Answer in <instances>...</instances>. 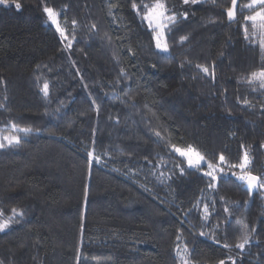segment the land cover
<instances>
[{
  "label": "trees",
  "instance_id": "obj_1",
  "mask_svg": "<svg viewBox=\"0 0 264 264\" xmlns=\"http://www.w3.org/2000/svg\"><path fill=\"white\" fill-rule=\"evenodd\" d=\"M17 2L0 5V134L20 138L0 148V264H264V188L249 203L237 179L247 153L264 181V87L248 82L263 37L244 19L259 6L237 0L229 21L232 0L186 5L164 52L144 19L158 0Z\"/></svg>",
  "mask_w": 264,
  "mask_h": 264
},
{
  "label": "snow or ice",
  "instance_id": "obj_2",
  "mask_svg": "<svg viewBox=\"0 0 264 264\" xmlns=\"http://www.w3.org/2000/svg\"><path fill=\"white\" fill-rule=\"evenodd\" d=\"M183 2L185 4H196L198 2V0H183ZM13 3L15 4L16 9H20L21 8V4L19 2H17V0H13ZM9 4V0H0V5H5L7 6ZM257 6H259V10L255 11L254 14L249 15L244 17V19L246 21H250L252 22V28L254 29V31L252 32V35L255 36L256 35V29L261 30V34L262 36H264V0H251V2L247 5H245L244 7L248 8V9H255ZM132 7L134 9L137 8V5L135 3H133ZM145 8L147 9L146 14L144 16V19L148 20L150 24L153 23V21H158L155 25V35H154V39L156 40V47L164 52L168 51V45L166 42L161 43L162 37H163V29L167 27V24L164 23L165 19H167L169 22L171 23H175L176 20V16L172 15V16H167V9L165 7V5L161 2H158L153 4L151 7H148L147 5H145ZM236 10H237V0H232L231 2V7L227 9V17L229 19V21H233L236 18ZM45 13H47L48 15V19L52 22V24L56 25L57 31L60 32L61 36H65L64 31L60 28V25L58 23V19H57V13L54 11L53 8L50 7H45L44 8ZM184 16L186 18L187 13H184ZM73 24H75L76 22L73 21ZM157 29L159 31H157ZM245 31V39H248L249 37V32H248V28L245 27L244 29ZM67 38V37H65ZM187 39L186 37H182L181 40H185ZM260 48L262 51H264V38L261 39L260 41ZM197 68H199L203 73H205L206 75H209V68L202 66V65H197ZM254 81H259L261 87H264V68H262L259 71H254L250 74V77L248 78V82L252 83ZM42 91L44 92L45 96H48L49 94V86L47 83H45L43 85V89ZM13 128H16V125H13ZM20 131H23L25 134L29 133L31 131V129H20ZM157 136H159V133H156ZM6 141L7 145L10 146H17L20 143V138L17 136H4L2 137V139H0V148H4L6 146V144L3 142ZM173 149L178 152L181 156H186L188 159V165L189 167H198L201 165L202 162L205 161V157L203 155H201L199 152H197L195 149L192 148L191 145L187 146V151L183 150L181 148H178L177 146L173 145ZM92 153H89V156H91ZM96 160L99 161V157H96ZM219 161L221 164H223L225 162V157L223 155H221L219 157ZM248 164V155L247 153H245L244 155V160L241 164L238 165V167L241 169V171L243 172L246 168ZM207 167L209 169V171L205 172L204 174L206 176L211 177V179L213 181H215L217 179L216 175L214 174L216 171H220L223 172V168H220L219 165L217 164H213L211 162L207 163ZM233 167H237L236 165H233ZM237 179L246 182L248 190L251 191L257 187L259 188H264V181H261V179L257 176L251 175L250 173L248 174H244V175H240L239 177H237ZM210 187H213V185H209ZM88 192H87V188L85 189V198H87ZM205 213H207L208 211V207L207 205H205L204 208ZM225 211H228V209H225ZM13 212L15 213V209H13ZM9 223L10 220H0V232L4 231L5 229H7L9 227ZM242 228L244 230V235H243V242L242 243H238L236 244V247L243 249L245 247V245L248 243L249 237H248V233H247V224H242ZM201 235H204L203 233H201ZM225 248H229L231 247L228 244L224 245ZM186 251V249H185ZM185 264H187V262H185ZM219 264H225L224 260L219 261ZM233 264H235V262L233 261Z\"/></svg>",
  "mask_w": 264,
  "mask_h": 264
},
{
  "label": "rangeland",
  "instance_id": "obj_3",
  "mask_svg": "<svg viewBox=\"0 0 264 264\" xmlns=\"http://www.w3.org/2000/svg\"><path fill=\"white\" fill-rule=\"evenodd\" d=\"M189 4H191V3H189ZM189 4H185L184 2H183V0H179V1H175V0H173V3H172V5L169 7V8H167L166 7V9H167V13H166V15L167 16H172V15H175V16H179L180 15V13H181V11H180V9H182L184 6H186V5H189ZM58 19V18H57ZM148 21V20H147ZM165 21H167V19H165ZM165 21H164V23H165ZM51 22V21H50ZM158 21H153V23L152 24H150V27L153 29V31H154V29H155V25H156V23H157ZM52 23V22H51ZM148 23H149V21H148ZM55 25V24H54ZM56 26V25H55ZM61 28V27H60ZM62 29V28H61ZM157 31H159L158 29H157ZM154 35H155V32H154ZM263 38H264V36H262ZM164 42V41H163ZM162 42V40H161V43H163ZM4 136H13V135H2V134H0V139H2V137H4ZM4 143H6L7 144V142L6 141H3ZM181 149H183V150H186L187 151V148H181ZM194 149V148H193ZM178 153V152H177ZM179 154V153H178ZM180 155V154H179ZM181 156V155H180ZM186 161H187V163H188V159H187V157L186 156H182ZM207 163L208 162H206V160L204 161V162H202L201 163V165L200 166H198V167H204L203 168V171L204 172H207V171H209V169H208V167H207ZM218 172H220V171H216L214 174L216 175ZM221 173V172H220ZM244 174H246L245 172H242L241 170L239 171V173H237V177H239L240 175H244ZM185 262H187V261H185V260H183V262H182V264H185ZM187 264H189L188 262H187Z\"/></svg>",
  "mask_w": 264,
  "mask_h": 264
},
{
  "label": "water",
  "instance_id": "obj_4",
  "mask_svg": "<svg viewBox=\"0 0 264 264\" xmlns=\"http://www.w3.org/2000/svg\"><path fill=\"white\" fill-rule=\"evenodd\" d=\"M251 175H252V174H251ZM254 176H255V175H254ZM243 188H244L245 190L248 191V193H249V203H251L252 200H253V195L257 192L258 187L255 188V189H253V190H251V191H249L246 182H244V184H243Z\"/></svg>",
  "mask_w": 264,
  "mask_h": 264
}]
</instances>
